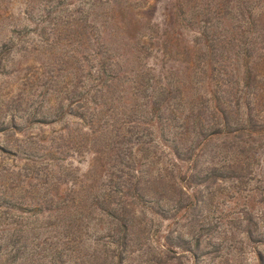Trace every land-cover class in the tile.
<instances>
[{"label": "trees", "instance_id": "obj_1", "mask_svg": "<svg viewBox=\"0 0 264 264\" xmlns=\"http://www.w3.org/2000/svg\"><path fill=\"white\" fill-rule=\"evenodd\" d=\"M171 10L173 23L193 33L189 46H181V35L166 28L152 29L154 36L148 40L160 59L165 54L171 59L175 53L185 59L188 68L195 62L208 92L202 111L192 107L184 111L181 93L168 79L175 70L173 61L166 70L163 65L123 71L120 57L102 38L104 28L95 31L93 48L87 57L74 62L73 71L62 75L61 70L44 66L36 73V85L28 86L34 91L31 99L20 89L4 105L8 119L0 121V134H21L24 127H48L69 120L85 129L79 148L98 147L88 150L94 158L90 169L98 173L100 181L96 193L88 198L85 193L91 189L85 187L48 189L43 202L49 212L72 224L80 220L78 207L88 201L86 209L109 222V237L118 251L106 256L103 264H123L126 250L133 244L136 208L147 211L151 219L175 220L185 214L193 219L201 212L208 189L251 178L254 164L264 153V0H171ZM75 14L70 13L64 26L66 39H83L80 45H89L87 16L74 19ZM28 33L25 28L13 31L12 39L0 44V73L13 42ZM179 47L182 50L177 51ZM133 51L141 54L142 49ZM127 82L131 85L128 99L122 95ZM158 146L170 156L166 164L162 159L152 161ZM61 147L47 149V160L52 162L54 154L64 155ZM147 166H153L155 174L141 171ZM79 182L85 181L80 178ZM263 182L255 188L262 206L258 217L263 223L261 231H255L256 219L248 211L239 219L241 234L256 244L264 242ZM152 187L155 190L149 193ZM0 209L13 211L14 205L2 198ZM67 233L64 245L74 244L70 237L74 233ZM165 239L193 259L199 258L196 239H187L180 232ZM24 249L12 237L0 238V264H23L28 255L24 257ZM94 250L92 259H96ZM257 261L264 264V257ZM47 264L76 262L66 250L54 253Z\"/></svg>", "mask_w": 264, "mask_h": 264}, {"label": "rangeland", "instance_id": "obj_2", "mask_svg": "<svg viewBox=\"0 0 264 264\" xmlns=\"http://www.w3.org/2000/svg\"><path fill=\"white\" fill-rule=\"evenodd\" d=\"M70 13H76L74 19L87 16L89 45H80L83 39H66L64 26L70 21ZM173 21L171 0H0V44L12 39L13 31L30 30L27 36L13 42V50L7 62H3L0 121L8 119V114L4 116V105L20 89L31 99L34 91L28 86L36 85L38 69L50 66L61 70L62 75L73 71L74 62L87 57V51L93 48L95 31L100 28H104L105 43L120 57L123 71L138 72L146 66L163 65L161 68L166 70L173 61L176 65L173 77H167L181 93L184 111L190 107L202 111L208 92L195 62L188 68L185 59L175 53L171 59L166 54L160 59L148 40L154 36L152 29L166 28L181 35V46H189L193 33ZM137 47L142 49L141 54L133 51ZM180 50L182 47L177 48ZM190 56L191 53L189 59ZM185 67L189 70L185 71ZM127 80L126 77L124 83ZM129 85L127 82L122 87L126 99L131 92ZM202 113L208 120L207 114ZM67 122L24 127L21 134H0V199L10 200L14 205L13 211L0 209V238L12 237L25 246L24 257L28 255L23 264H47L54 253L64 254L66 250L76 264H103L106 256L118 251L112 243L114 239L109 237V222L90 213L86 209L88 201L84 207H78L80 220L72 224L68 223L70 219L49 212L43 202L48 189L85 187L91 189L85 193L89 198L100 187L98 173L90 169L94 158L88 151L98 147L88 144L83 150L79 148L85 129L77 122ZM60 145L65 154H54L52 162L48 161L46 150ZM156 151L152 161L162 159L166 164L170 157L167 151L161 146ZM31 156L36 158L31 161ZM152 167H142L141 171L155 174ZM254 168V175L241 184H217L208 189L203 194L201 212L193 219L188 214L175 220L151 219L147 211L136 208L133 244L126 250L123 264H259L257 258L264 257V242L247 241L241 234L239 219L245 210L256 219L255 231L263 227L258 220L262 206L255 188L264 180V153ZM80 178L85 181L83 184H79ZM153 190L152 187L147 191ZM67 231L74 233L70 236L74 244L64 245L65 235L69 236ZM178 232L198 241V259L168 244L165 237H175ZM93 249L96 259H92Z\"/></svg>", "mask_w": 264, "mask_h": 264}]
</instances>
